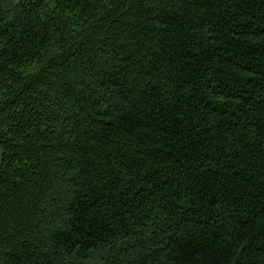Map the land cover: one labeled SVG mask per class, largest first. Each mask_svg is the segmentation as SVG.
I'll use <instances>...</instances> for the list:
<instances>
[{
    "label": "trees",
    "instance_id": "1",
    "mask_svg": "<svg viewBox=\"0 0 264 264\" xmlns=\"http://www.w3.org/2000/svg\"><path fill=\"white\" fill-rule=\"evenodd\" d=\"M0 264H264V0H0Z\"/></svg>",
    "mask_w": 264,
    "mask_h": 264
}]
</instances>
